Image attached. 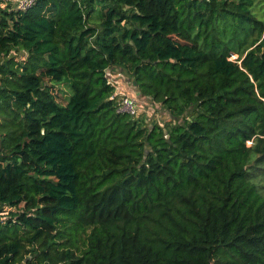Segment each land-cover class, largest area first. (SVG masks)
<instances>
[{"label": "trees", "instance_id": "16d2710c", "mask_svg": "<svg viewBox=\"0 0 264 264\" xmlns=\"http://www.w3.org/2000/svg\"><path fill=\"white\" fill-rule=\"evenodd\" d=\"M263 32L264 0H0V264H264Z\"/></svg>", "mask_w": 264, "mask_h": 264}, {"label": "rangeland", "instance_id": "374dc122", "mask_svg": "<svg viewBox=\"0 0 264 264\" xmlns=\"http://www.w3.org/2000/svg\"><path fill=\"white\" fill-rule=\"evenodd\" d=\"M6 1H10L13 4L18 5V3L21 0H6ZM263 36H264V32H263L261 38H263ZM15 55H16V57L19 60H22L25 57V54L22 53V52L16 53ZM236 58H237V55H231L230 60L235 61ZM238 63H240V62H238ZM110 72H111L112 76L116 78V79L113 78V80L117 81L118 84H122V86L124 87L126 92L129 91L130 94H133L135 92L133 90V88H130V86L127 85V83L125 81L126 80L125 76H123V74L122 75H118L119 71L118 72L115 71V73H114V71H110ZM127 86L129 87V89H128ZM52 91L56 95L57 100L60 101L61 103H64V104L66 103V99L70 96V90H68L64 85L55 86ZM147 104H149L148 101H147ZM157 107H159V106L158 105L157 106H155V105L154 106H150L149 105V108L146 107L148 109V113L146 115V117H147V122L146 123H152V122L160 123L161 121H165L167 119V116L165 114H162L163 111L161 112L159 110V108H157ZM156 108H157V111L159 110L158 113L155 112ZM143 109L144 108H142L141 111H139L140 112L139 114H142V110ZM247 144L249 145V143H247Z\"/></svg>", "mask_w": 264, "mask_h": 264}, {"label": "built area", "instance_id": "2783aa9c", "mask_svg": "<svg viewBox=\"0 0 264 264\" xmlns=\"http://www.w3.org/2000/svg\"><path fill=\"white\" fill-rule=\"evenodd\" d=\"M34 1L35 0H21L18 5H15L16 9L19 11H25L34 4ZM106 76L108 78L109 84L114 87L113 97L118 98L119 112L136 115L138 113V107L135 99L130 97V95L125 91L124 87H122V84H118L116 83L117 81L113 80L115 77L112 76L110 71L106 72Z\"/></svg>", "mask_w": 264, "mask_h": 264}, {"label": "water", "instance_id": "95a60500", "mask_svg": "<svg viewBox=\"0 0 264 264\" xmlns=\"http://www.w3.org/2000/svg\"><path fill=\"white\" fill-rule=\"evenodd\" d=\"M132 88H133V90L135 91L136 94H139V90L136 87H133L132 86ZM142 99H145V98H142ZM145 100H147V99H145ZM147 101L149 102V104H151V101L150 100H147Z\"/></svg>", "mask_w": 264, "mask_h": 264}, {"label": "crops", "instance_id": "0c3cea01", "mask_svg": "<svg viewBox=\"0 0 264 264\" xmlns=\"http://www.w3.org/2000/svg\"><path fill=\"white\" fill-rule=\"evenodd\" d=\"M115 73V72H114ZM117 83V82H116ZM126 83H128L127 81H126ZM127 85H129L130 86V88H132V85L131 84H127ZM123 87V86H122Z\"/></svg>", "mask_w": 264, "mask_h": 264}]
</instances>
